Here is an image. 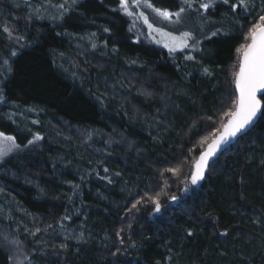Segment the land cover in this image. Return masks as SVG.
<instances>
[{
  "label": "trees",
  "instance_id": "1",
  "mask_svg": "<svg viewBox=\"0 0 264 264\" xmlns=\"http://www.w3.org/2000/svg\"><path fill=\"white\" fill-rule=\"evenodd\" d=\"M217 2L184 5L214 23L197 53H168L132 43L119 0H0V132L20 145L0 162V264H264V119L189 182L264 10ZM79 38L103 58L78 60Z\"/></svg>",
  "mask_w": 264,
  "mask_h": 264
},
{
  "label": "snow or ice",
  "instance_id": "2",
  "mask_svg": "<svg viewBox=\"0 0 264 264\" xmlns=\"http://www.w3.org/2000/svg\"><path fill=\"white\" fill-rule=\"evenodd\" d=\"M215 0H202L199 4L200 9L208 10ZM224 5L230 6V11L236 12L237 9L242 8L247 11L251 0H235L234 3H230V0H222ZM121 9H123L128 15H133V12L129 11L128 0H119ZM132 4L135 7H139L141 4L144 7L151 8L152 11L164 20H170L173 23H179L182 19V14L191 9L193 6V0H181V6L178 11L172 12L168 9H161L154 7L149 0H132ZM187 5V9L184 7ZM63 7V5H61ZM199 9H197L198 11ZM175 17L173 21L172 18ZM139 18L143 19L149 29L170 37L171 43H166L164 46L169 48V51H175L177 46L188 47V40L195 39L190 32H182L179 37L172 36L171 33H162L160 29H153V25L148 22V17L143 12L139 13ZM7 31V29H5ZM107 31V29H105ZM212 36L217 35V32H212ZM246 41L241 44L236 52L238 56V71L233 73V83L235 91L238 95L232 101V107H230L224 116L227 117V122L221 124L222 132L208 145L206 151L201 152L199 159L195 165V172L191 175V183L196 184L198 180L203 178V171L207 165L210 157H212L222 144H226L228 139L235 137L238 133L243 132L246 128L252 125L258 119H264V10L262 14L258 16L256 21L253 22L251 27L247 31L245 36ZM199 43V41H196ZM95 47V45H94ZM187 59H193L192 56L186 57ZM208 73V69L204 70ZM212 118L209 117V120ZM219 132V129H217ZM36 140L41 137L36 136ZM33 143V141H29ZM19 144L16 143L15 137L11 135H5L0 132V159L7 156L14 149H18ZM107 171V169H105ZM166 171L177 173L179 169L169 168ZM159 211L160 205L158 200L153 197H148ZM172 199H176L172 197ZM140 201L132 204V209H136ZM119 235V233H117ZM191 235V233H189ZM5 240L8 238L5 236ZM12 244L18 243L16 240L9 241ZM134 246V245H133ZM27 259V257H25Z\"/></svg>",
  "mask_w": 264,
  "mask_h": 264
},
{
  "label": "rangeland",
  "instance_id": "3",
  "mask_svg": "<svg viewBox=\"0 0 264 264\" xmlns=\"http://www.w3.org/2000/svg\"><path fill=\"white\" fill-rule=\"evenodd\" d=\"M68 1L75 2L76 0H68ZM128 3H129V11L133 12V15L131 16L129 15L130 22H131L129 29H130V33L132 36V43L134 44L146 43L148 45L153 46L154 48L161 49L168 53H177V52H181L185 50H188L191 53H197L199 51V46L201 42L200 38L203 36V34H205V32H207L208 28L211 27V25H213L214 23L213 21H211L207 25L203 24L196 10L194 11L187 10L185 13L182 14V19L179 23H173L170 20H164L163 18L157 16L152 11L151 8L144 7L143 4H141L139 7H135L132 4V0H128ZM215 3H218L217 0H215ZM213 5L208 10L199 8L200 9L199 13H203V14L207 13L209 10L213 9ZM198 7H199V4H198ZM178 9L179 7L176 10H173L172 12L178 11ZM44 11H45V15L58 18V19L61 14L56 8H52V7L44 9ZM140 12H143L144 15L148 17V22L153 25V29H160L162 33H171L172 36H175V37H179L182 32H190L192 33L195 39L188 40V45H189L188 47L185 48V47L177 46L175 51L170 52L169 48L164 46L166 43H169V44L171 43L170 37L161 34V32H156V31H153L152 29H149L147 24L144 23L143 19L139 18ZM172 20L174 21L175 17H173ZM88 41H89L88 39H80V38L74 39L72 40L71 47L74 50L73 53L76 54L77 56L76 58H78V60L80 61L85 60L84 62H86L87 65H92V64H89L88 61L92 57L95 59L97 58L100 59V57L103 58V56L105 55V52H104V49L101 47L98 48L99 50H97V47H94L93 44L89 46L87 44ZM196 41H199V43H197ZM86 45H87V50L85 49ZM64 62L66 63V65L70 66V63H68L67 60H64ZM128 76H129V73H128ZM110 88L118 89L119 91H122V92L124 89L121 86L117 87L116 84L110 86ZM131 88H132L131 90H133L134 85H131ZM213 125H217V122L214 123ZM5 157H3L2 159H4ZM2 159H0V162L2 161ZM191 175L192 173H190V178H191ZM189 182L191 184V187L193 188L194 186L191 183L190 179H189ZM186 190L188 191V189Z\"/></svg>",
  "mask_w": 264,
  "mask_h": 264
},
{
  "label": "water",
  "instance_id": "4",
  "mask_svg": "<svg viewBox=\"0 0 264 264\" xmlns=\"http://www.w3.org/2000/svg\"><path fill=\"white\" fill-rule=\"evenodd\" d=\"M234 91H235V86H234ZM235 94H236V96L238 95V93L236 91H235ZM258 120H256L252 125H250L248 128H246L243 132L238 133L235 137L228 139V141H227L226 144H222L219 147V149L216 151V153L212 157L209 158V160L207 162V165H206V167H205V169L203 171V178L200 179V180H198V182L196 184H193L194 187H197L198 188V187L201 186V184L204 182L205 176L207 174L208 168L211 165V163H213L215 160H217L221 156V154H223L227 149H229L231 146H233L237 142V140H239L240 138H242L243 136H245L247 133H249L252 130V128L256 125V123L258 122ZM222 131H223V129L221 130V132ZM207 148H208V146L205 148L204 151H206ZM199 156H198V158H197V160H196V162H195V164L193 166L192 173L195 172V165H196V163H197V161L199 159ZM190 181H191V178H190ZM185 194L188 195V191L187 190H185ZM159 214H160L159 211L155 210L154 215L155 216H158Z\"/></svg>",
  "mask_w": 264,
  "mask_h": 264
}]
</instances>
